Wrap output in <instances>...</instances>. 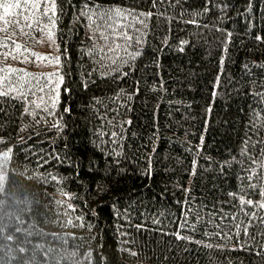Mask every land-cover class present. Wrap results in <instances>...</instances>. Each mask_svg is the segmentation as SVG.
<instances>
[{
    "label": "trees",
    "instance_id": "16d2710c",
    "mask_svg": "<svg viewBox=\"0 0 264 264\" xmlns=\"http://www.w3.org/2000/svg\"><path fill=\"white\" fill-rule=\"evenodd\" d=\"M56 2L61 63L48 73L22 69L42 77L32 90L38 84L47 107L30 106L33 115L24 101L0 96V264H264V208L238 199L243 183L246 199L260 201L264 184V102L253 95L264 91V39H255L264 37V0L249 12V0ZM85 3L135 11L119 24L90 23ZM5 39L0 68L14 49ZM125 47L141 55L120 74L103 57H123ZM57 70L63 82L48 84ZM241 222L247 234L243 226L237 234Z\"/></svg>",
    "mask_w": 264,
    "mask_h": 264
},
{
    "label": "snow or ice",
    "instance_id": "6c2138e0",
    "mask_svg": "<svg viewBox=\"0 0 264 264\" xmlns=\"http://www.w3.org/2000/svg\"><path fill=\"white\" fill-rule=\"evenodd\" d=\"M210 3V0H209ZM155 6V5H154ZM227 4H222L221 5V14L223 15V10L225 8H227ZM21 7H23L25 9L24 13H17V16H23V21L24 23L21 24L19 19H17L16 21H13L12 23H15L17 27L21 28L22 32L25 28H27L29 31H31L32 29H36L39 30L41 32H45L46 30V34L49 38H53L54 37V28H55V23L56 20L58 19L57 17V11H58V5L56 0H25L24 4L22 5L20 0H15V2H10V0H2V2H0V9H3L5 14H11L13 12L14 9H20ZM252 8V0H249L248 3V8L245 9V12H249ZM91 9V11H89ZM62 11V10H61ZM135 10H131V12H134ZM203 12H207L209 11L208 7H205L203 10ZM131 12L127 9L124 8H120V7H102L99 4H87L85 3L82 7V14L87 16L89 19V22L91 23L93 21L94 18H103L106 21H115L116 24L120 23V19L121 17H126L131 15ZM262 16H264V5H262ZM152 15V13L149 12H140L139 16L140 17H150ZM200 15L199 12L193 11V16H197ZM139 18V17H137ZM0 19H4L3 16H0ZM47 20V24H44V20ZM191 23H198L195 19H193L192 21H190ZM141 23H143V20H141ZM43 25V27H42ZM248 26L249 29H251L252 27V22H248ZM109 28L112 27V25H108ZM221 31L223 29H220ZM117 36H122V38L127 42L130 40V37L127 35V33H119L116 32L114 33ZM228 37H231V32L227 33ZM105 40H108V37L105 36L103 37ZM255 39L257 41H261L262 39H264V37H262V35L260 33H257L255 36ZM139 42V41H137ZM5 43H7V39L5 40H0V46H3ZM165 43H167V41L165 40ZM187 41L185 40H181L179 42V50L183 51V45L186 44ZM12 47L14 48L15 52L18 54L20 52L23 53H27L28 49L22 48V46L18 43H14L12 44ZM119 44H117V48H119ZM227 50V39L225 40V51ZM104 49H101V52H104ZM108 51H113L112 49H108ZM124 52V56L120 57L119 52H114V56L113 57H108L107 55H105L103 57V59L105 61H111V63L108 65V67L112 70V71H117L120 74H126L123 72V66L125 64H129L130 67V62L134 61L136 56L141 55L139 50L136 51H129L127 47H125L123 49ZM89 53L90 54H95L94 49H89ZM10 53H4L5 56L9 55ZM36 55V58L42 59L39 54H33ZM43 59H47L49 61H51L52 63L55 64H60L61 63V57L60 56H55V57H44ZM225 57L223 55L220 56V61H221V65L224 62ZM119 65V67H113V65ZM104 65L102 64V67ZM157 66H159V63L157 61ZM245 67L247 68V64L245 65ZM105 75L108 74V72L104 73ZM42 77L39 76H35L34 74L27 72L26 70H22L19 68H15L9 65H5L3 68H0V96H10L14 99H20L22 101H24V112L25 113H30V106H32L33 108H41V107H47L46 103H45V99L43 96L37 97V91H42V89L39 88L38 84L36 85V90L37 91H33V81L34 80H39ZM48 80V84H52L55 83L57 86H59L60 83L63 82L64 80V76L62 74H60L59 70H57V72L55 74H48L47 77ZM137 83H139V81H137ZM219 83V74H217V79H216V84L218 85ZM253 84H255V82H253ZM156 85H153V88H155ZM6 89V90H5ZM216 85H214L213 88V95L216 94ZM64 91H69L68 88H65ZM138 91V89H137ZM123 94V89H121L120 93H117V95H122ZM129 97H131V95H134V93H129L128 94ZM253 95H258L261 99V102H264V91L260 92V93H256L253 91ZM32 96L34 97V99L29 100L28 97ZM58 93L53 96L51 98V108L48 109L49 112H51L52 109H54L56 107V104L58 102ZM211 106H209L210 108ZM65 112L69 111L68 107L64 108ZM30 114H35L34 112H31ZM253 119H255L257 122L260 121V114L259 112H255ZM251 122V121H250ZM111 123V122H110ZM128 123H130V121H128ZM59 125V127H63L64 125L61 123L60 120H57L55 122V125ZM59 130V129H58ZM103 133H101L102 135ZM111 135L113 137L117 136V133L114 131L111 133ZM201 141L203 142V135H201ZM246 145L248 143L247 139L244 142ZM200 145H197V149H199ZM244 151H246L245 149H241V152L243 153ZM118 154V153H117ZM56 159H61L59 154H57ZM209 159H211V157H209ZM236 160V157H231L229 160L223 161L222 162V166H221V171L223 170V165H228L231 166V164L233 163V161ZM193 172L195 171V166H196V158L193 159ZM241 165H243V161H240ZM211 166V165H210ZM149 168H151V160L149 159ZM243 169H241L242 171ZM252 171L254 172L255 169H252ZM51 179H58V177H56L55 175H51ZM238 179H242V177L240 175H238ZM248 179L252 180L253 177L251 174L248 175ZM247 186L244 185L243 183L240 185V195L238 196L240 205L243 206L245 204L247 205H255L258 206L259 208H264V184H261L260 186V195L262 197V199L260 201H254L253 199H246V194H244L245 192V188ZM252 187H255V185H252ZM187 191V190H186ZM229 196L231 197H236L237 193L236 192H229L228 193ZM72 207L74 208V205H72ZM241 211H243V208H241ZM233 216H235V214H232ZM256 215L255 212L251 213V216L254 217ZM223 219V217H222ZM197 220H199V217H197ZM249 222H251V217ZM153 223H160L159 220H154ZM243 226V230L245 232V234L248 233V225H243V222H241L240 224H236L235 228L237 231V234L239 233L241 227ZM183 227H188V224L186 222H183L181 224V228ZM192 227L195 228V224H192ZM207 235V233H205ZM176 238L177 239H184V240H188V241H193L194 237L191 235H185L182 236L181 233L179 231H177L175 233ZM197 244H204V246H207L209 248L213 247L212 244L207 243V242H202V241H195ZM216 247H219V245H216ZM241 248L244 247L243 244L240 245ZM133 255H135V252H132ZM257 254H259V252H257Z\"/></svg>",
    "mask_w": 264,
    "mask_h": 264
},
{
    "label": "rangeland",
    "instance_id": "374dc122",
    "mask_svg": "<svg viewBox=\"0 0 264 264\" xmlns=\"http://www.w3.org/2000/svg\"><path fill=\"white\" fill-rule=\"evenodd\" d=\"M2 2V0H0ZM10 2H15V0H10ZM23 5L25 0H20ZM25 9L21 7L20 9H14L11 14H5L3 9H0V16L4 19H0V37H8L14 43H18L22 48L28 49L27 53H16L13 49L12 51L7 50L4 53H10L4 57V65H9L19 69H26L28 71H41L49 72L55 70L57 64L52 63L44 57H55L56 47H55V36L49 38L45 32H40L39 35H35L30 38L31 31L25 28L22 32L21 28L17 27L15 23L11 24L14 20L12 16H16L20 23L23 24V16H17V13H24ZM16 14V15H13ZM44 24H47V20H44ZM15 25V26H14ZM43 27V25H42ZM39 54L42 59H37L36 55Z\"/></svg>",
    "mask_w": 264,
    "mask_h": 264
}]
</instances>
